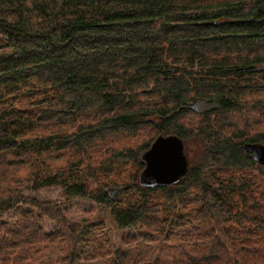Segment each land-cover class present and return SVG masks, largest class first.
Here are the masks:
<instances>
[{
  "label": "trees",
  "instance_id": "1",
  "mask_svg": "<svg viewBox=\"0 0 264 264\" xmlns=\"http://www.w3.org/2000/svg\"><path fill=\"white\" fill-rule=\"evenodd\" d=\"M159 134L188 169L143 188ZM51 189L107 212L119 246L33 196ZM4 215L0 264H264V0H0Z\"/></svg>",
  "mask_w": 264,
  "mask_h": 264
},
{
  "label": "rangeland",
  "instance_id": "2",
  "mask_svg": "<svg viewBox=\"0 0 264 264\" xmlns=\"http://www.w3.org/2000/svg\"><path fill=\"white\" fill-rule=\"evenodd\" d=\"M196 111L208 109L210 105L207 102L197 100L191 105ZM40 201H53L57 204V210L64 214L70 224H98L103 222V230L105 235L110 239L111 245L116 248L119 246L120 234L127 233L128 230L118 232L109 222L108 213L92 202L76 196H66L60 189L42 190L33 194ZM92 210V211H90ZM13 219L7 215L0 216V223L12 224ZM40 226L45 232L55 230V225L46 219L40 222ZM165 245L162 239L156 238L152 242L139 240L135 245L126 247L127 250L137 249V251L145 254L147 257L154 256L160 247ZM94 244L89 243V251L93 249ZM52 258V260H54ZM79 264H106V262H93L84 257L83 262Z\"/></svg>",
  "mask_w": 264,
  "mask_h": 264
},
{
  "label": "water",
  "instance_id": "3",
  "mask_svg": "<svg viewBox=\"0 0 264 264\" xmlns=\"http://www.w3.org/2000/svg\"><path fill=\"white\" fill-rule=\"evenodd\" d=\"M245 149L248 150V146ZM257 149L251 148L253 151ZM139 158L144 164L139 175V186L143 188L171 187L188 169L183 142L176 135L159 134Z\"/></svg>",
  "mask_w": 264,
  "mask_h": 264
},
{
  "label": "flooded vegetation",
  "instance_id": "4",
  "mask_svg": "<svg viewBox=\"0 0 264 264\" xmlns=\"http://www.w3.org/2000/svg\"><path fill=\"white\" fill-rule=\"evenodd\" d=\"M201 101H203V100H201ZM203 102H205V101H203Z\"/></svg>",
  "mask_w": 264,
  "mask_h": 264
},
{
  "label": "bare ground",
  "instance_id": "5",
  "mask_svg": "<svg viewBox=\"0 0 264 264\" xmlns=\"http://www.w3.org/2000/svg\"><path fill=\"white\" fill-rule=\"evenodd\" d=\"M242 69V68H241Z\"/></svg>",
  "mask_w": 264,
  "mask_h": 264
}]
</instances>
